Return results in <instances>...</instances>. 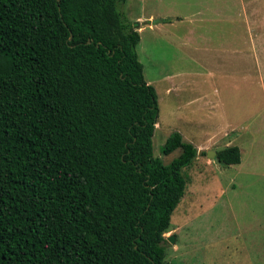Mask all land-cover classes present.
<instances>
[{"label": "trees", "instance_id": "obj_1", "mask_svg": "<svg viewBox=\"0 0 264 264\" xmlns=\"http://www.w3.org/2000/svg\"><path fill=\"white\" fill-rule=\"evenodd\" d=\"M126 1L0 0V264H167L199 149L174 131L160 151L180 154H154L159 97Z\"/></svg>", "mask_w": 264, "mask_h": 264}, {"label": "rangeland", "instance_id": "obj_2", "mask_svg": "<svg viewBox=\"0 0 264 264\" xmlns=\"http://www.w3.org/2000/svg\"><path fill=\"white\" fill-rule=\"evenodd\" d=\"M120 10L139 23L137 52L159 97L154 154L164 163L180 154L160 151L174 131L214 145L182 170L187 188L164 234L167 264H264V0H127ZM174 72L178 87L168 93ZM228 140L242 145L239 164L208 155Z\"/></svg>", "mask_w": 264, "mask_h": 264}, {"label": "crops", "instance_id": "obj_3", "mask_svg": "<svg viewBox=\"0 0 264 264\" xmlns=\"http://www.w3.org/2000/svg\"><path fill=\"white\" fill-rule=\"evenodd\" d=\"M264 39V38H263ZM254 41H255V38H254V36H252V42H253V44H252V51H254ZM254 56H255V54H254ZM262 61H263V63H264V57H262ZM227 64V63H226ZM224 63H222V68H216L215 67V72H217L218 71V74H219V76H220V82H222V77H223V70H224ZM231 70L234 72L235 70H237L236 68H233L232 66H231ZM176 73L174 72V73H172V74H168L167 76V79H168V82H169V85H168V87H167V92L169 93V92H172V91H175L176 90V87H178V83L174 80L175 79V77H176ZM254 76L253 75H251V76H247V77H245L244 76V80H243V83H246V85L247 86H249V84H253V81H254V78H253ZM263 86H264V68H263V84H262ZM236 88H237V86H235ZM263 94H264V87H263ZM262 122H263V127H264V117H263V119H262ZM158 124V123H157ZM227 133H228V135H227V137H230V134L231 133H229L228 131H227ZM182 134V133H181ZM225 134V133H224ZM183 138H184V136H183ZM222 139V138H221ZM184 140L185 141H188L187 139H185L184 138ZM188 142H191V141H188ZM191 143H193V142H191ZM194 144V143H193ZM195 145V144H194ZM212 144H210V145H207V146H204V145H199V146H196L198 149H202L201 150V152H203V151H205L206 149H213L212 147L214 146V145H212ZM234 144H231V140H228V144H227V146H233ZM226 146V147H227ZM237 146H239L240 147V149H241V151H242V145L240 146V145H237ZM216 151H218V150H216ZM242 153V152H241ZM200 155H201V153H200ZM200 157V156H199ZM199 157H197L196 159H199ZM195 159V160H196Z\"/></svg>", "mask_w": 264, "mask_h": 264}, {"label": "water", "instance_id": "obj_4", "mask_svg": "<svg viewBox=\"0 0 264 264\" xmlns=\"http://www.w3.org/2000/svg\"><path fill=\"white\" fill-rule=\"evenodd\" d=\"M208 155H209V157H214L215 155H217V151L216 150H209ZM167 240H169L171 243H174L176 240V236L175 235L167 236Z\"/></svg>", "mask_w": 264, "mask_h": 264}]
</instances>
